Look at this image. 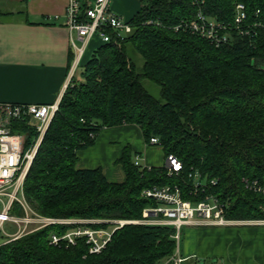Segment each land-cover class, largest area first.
Instances as JSON below:
<instances>
[{
	"label": "trees",
	"instance_id": "obj_1",
	"mask_svg": "<svg viewBox=\"0 0 264 264\" xmlns=\"http://www.w3.org/2000/svg\"><path fill=\"white\" fill-rule=\"evenodd\" d=\"M238 4L245 7L247 23L264 21V0H142L128 37L118 40L108 31L111 42L94 50L83 65V81L74 77L65 92L23 191L39 216L89 223L51 225L4 244L0 264H161L177 248L175 229L168 226L125 225L97 255L89 253L85 238L76 245L51 244L52 236L80 226L112 227L92 221L141 220L144 210L156 206L143 196L154 187L178 186L191 201L212 193L229 203V219H264V195L244 185V179L264 184V30L249 37L234 30L221 47L175 30L199 11L233 24ZM130 53L144 60L140 72ZM146 81L160 88L159 99L145 88ZM123 125L138 126L148 144L158 139L165 158L182 161L183 176L136 166L129 147L118 161L123 183L108 182L101 169H77L80 150L92 147L103 129ZM11 132L23 136V152L33 145L36 133L26 121L13 122ZM195 172L209 183L196 194L188 178ZM214 180L216 186L210 184ZM12 212L24 216L17 203Z\"/></svg>",
	"mask_w": 264,
	"mask_h": 264
},
{
	"label": "built area",
	"instance_id": "obj_2",
	"mask_svg": "<svg viewBox=\"0 0 264 264\" xmlns=\"http://www.w3.org/2000/svg\"><path fill=\"white\" fill-rule=\"evenodd\" d=\"M112 0H69L66 8V27L70 31V41L74 50V60L68 73V78L62 94L48 105H27V104H0V202L3 209L0 212V232L6 223L28 225L38 223L45 228L51 225H85L87 221H73L62 219L44 218L35 214L24 198V183L39 147L60 109L62 98L70 87L77 70L83 64V58L94 39H98L100 45L111 42L108 31L115 33L118 40H124L132 33L129 21L117 15L111 8ZM248 18L245 7L242 4L236 5L233 24H222L214 19L206 17L201 11L192 20L182 21L176 31L189 32L208 40L216 47L227 44L232 38L234 31L238 35L249 37L256 29L264 30V21L247 23ZM151 22H149L150 24ZM247 23V24H246ZM98 48V47H97ZM96 48V49H97ZM26 121L27 125L36 133L33 145L23 152L24 138L22 135L13 134L11 125L13 122ZM91 138H95L91 134ZM158 139H151L150 145L160 146ZM135 165L142 167L139 157L135 159ZM151 169L152 167H144ZM169 177H181L184 174V165L175 155H168L163 166ZM192 179V190L195 194L203 192L209 183L202 181L198 172L190 173ZM212 186L217 181H211ZM244 185L249 191L264 195V184L258 180L244 179ZM143 196L156 202V206L144 211V222L138 221H112L114 228L95 230L90 227L80 226L66 235L52 236L51 244L58 246L61 242L67 245H76L77 239L85 238L90 246L89 253L92 255L101 254L111 242L112 236L117 229L128 224H145L148 226H168L175 229L173 239L176 242V252L173 257L164 264H183L185 259L180 255L181 232L185 226H211L226 227L238 225L264 224L262 220H234L227 217L230 208L228 202H222L216 195L209 193L202 200L191 201L184 197V193L178 186H163L146 189ZM2 198H7L4 203ZM19 204L26 214L25 218H18L12 215L13 205ZM264 210V208H263ZM33 217H30V215ZM23 230V229H22ZM24 231V230H23ZM12 240L22 236L24 232Z\"/></svg>",
	"mask_w": 264,
	"mask_h": 264
},
{
	"label": "crops",
	"instance_id": "obj_3",
	"mask_svg": "<svg viewBox=\"0 0 264 264\" xmlns=\"http://www.w3.org/2000/svg\"><path fill=\"white\" fill-rule=\"evenodd\" d=\"M68 1L0 0V104L48 105L62 94L74 53L66 27ZM120 1L112 0L111 8L130 21L141 5ZM99 46L94 39L85 63ZM127 147L144 167L165 164L162 147L146 143L138 126L123 125L103 129L92 147L80 150L77 169H101L108 182L123 183L118 161ZM182 238L183 264H264V224L185 226Z\"/></svg>",
	"mask_w": 264,
	"mask_h": 264
},
{
	"label": "rangeland",
	"instance_id": "obj_4",
	"mask_svg": "<svg viewBox=\"0 0 264 264\" xmlns=\"http://www.w3.org/2000/svg\"><path fill=\"white\" fill-rule=\"evenodd\" d=\"M141 1L142 0H121L120 2L121 3H124L125 5L127 4V3H129L130 2V5H132V4H134V3H140V5H141ZM132 3V4H131ZM123 15L127 18V19H130L131 17H130V15H125L124 13H123ZM123 18V19H125L126 21H127V19L126 18ZM131 54V57H132V59L134 60V62H135V64H136V66H137V71L138 72H140L141 71V68L143 67V65H144V60L142 59V57L139 55V54H134V53H130ZM85 60H86V58H84V61H83V64H82V66L77 70V72H76V74H75V79L77 80V81H83V79H82V73H83V65H84V63H85ZM144 86H145V88L151 93V94H153L156 98H160V88L159 87H157V86H155V85H153L151 82H149V81H146L145 83H144ZM158 148H160L159 146H157ZM2 200L4 201V203H7V198H2ZM2 209H3V203H1L0 202V212L2 211ZM23 209V208H22ZM149 209V208H148ZM24 211V210H23ZM145 211V210H144ZM12 215H13V212H12ZM26 214L24 213V216H25ZM30 215V217H33V215H31V214H29ZM14 216H16V217H18V218H25L24 216L22 217V216H18V215H14ZM44 218H46V217H44ZM74 221V220H73ZM75 221H82V220H75ZM117 221H122V220H117ZM126 221V220H125ZM129 221V220H128ZM136 221H138V222H144L145 221V219H144V213H143V218L141 219V220H136ZM91 223H99V224H102V223H109V225H111L112 226V222H107V221H101V220H99V221H92ZM133 224V223H132ZM80 225V224H79ZM135 225V224H134ZM139 225H145V224H139ZM40 227V225L38 224V223H36V224H32V225H28L27 227L25 226V224H23V225H19V224H15V223H6L5 224V226H4V228L2 229V231L0 232V246H2V245H4V244H8L9 242H11V241H14V240H12L13 238H15L16 236H18V235H20L21 233H22V231L24 232V234L22 235V236H24V235H26V234H28V233H32V232H34V231H36V230H38V228ZM110 228H114V226H112V227H109L108 228V230H110ZM23 229V230H22ZM98 230H100V229H98ZM183 231H184V228L182 229V232H181V243H180V246H179V249H180V251H181V248H182V237H183ZM22 236H19V238H21ZM167 260H164L161 264H164L165 262H166Z\"/></svg>",
	"mask_w": 264,
	"mask_h": 264
}]
</instances>
